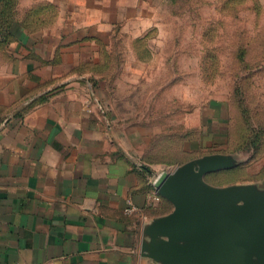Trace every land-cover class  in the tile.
Here are the masks:
<instances>
[{
	"label": "crops",
	"instance_id": "1",
	"mask_svg": "<svg viewBox=\"0 0 264 264\" xmlns=\"http://www.w3.org/2000/svg\"><path fill=\"white\" fill-rule=\"evenodd\" d=\"M51 2L56 17L31 26L21 13L0 42V264H152L144 225L173 208L154 213L166 200L142 160L143 131L97 90L106 74L95 69L97 43L145 16L123 0Z\"/></svg>",
	"mask_w": 264,
	"mask_h": 264
},
{
	"label": "rangeland",
	"instance_id": "2",
	"mask_svg": "<svg viewBox=\"0 0 264 264\" xmlns=\"http://www.w3.org/2000/svg\"><path fill=\"white\" fill-rule=\"evenodd\" d=\"M18 1L22 10L43 6L40 15L57 16L51 0ZM124 1L137 6L124 10L145 17L115 24L108 41L97 43L101 63L95 69L108 79L98 76L96 86L143 131L142 160L160 175L228 150L242 163L207 174L209 182L264 185V143L258 152L248 145L264 132V0ZM111 60L112 67L102 65ZM216 117L222 119L218 128H227V140L220 137L226 151L212 142ZM155 191L166 203L154 213L170 211L173 204Z\"/></svg>",
	"mask_w": 264,
	"mask_h": 264
},
{
	"label": "water",
	"instance_id": "3",
	"mask_svg": "<svg viewBox=\"0 0 264 264\" xmlns=\"http://www.w3.org/2000/svg\"><path fill=\"white\" fill-rule=\"evenodd\" d=\"M241 163L209 153L158 175L155 187L173 209L146 222L142 255L152 264H264V185L206 179Z\"/></svg>",
	"mask_w": 264,
	"mask_h": 264
},
{
	"label": "trees",
	"instance_id": "4",
	"mask_svg": "<svg viewBox=\"0 0 264 264\" xmlns=\"http://www.w3.org/2000/svg\"><path fill=\"white\" fill-rule=\"evenodd\" d=\"M42 8L43 6H34L32 8L22 10L19 6L18 0H0V42H7L9 40V37L13 34L12 28L19 22L18 17L21 13L25 15L24 22H26L28 25H39L40 21H45L42 19L43 13L42 15L39 14ZM44 8H46V6H44ZM46 10L48 9L46 8ZM263 133L264 132H260L258 130L255 134V137H253L250 144H248L254 149V152H258L260 146H262V144L264 143ZM225 138L226 140L228 138L227 132ZM227 149L228 142H225V144L222 146V150L226 151Z\"/></svg>",
	"mask_w": 264,
	"mask_h": 264
}]
</instances>
